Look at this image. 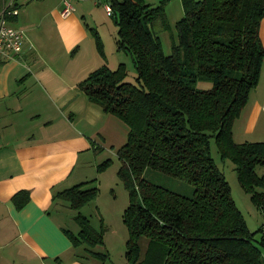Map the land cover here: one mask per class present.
Segmentation results:
<instances>
[{
  "label": "trees",
  "instance_id": "trees-1",
  "mask_svg": "<svg viewBox=\"0 0 264 264\" xmlns=\"http://www.w3.org/2000/svg\"><path fill=\"white\" fill-rule=\"evenodd\" d=\"M107 1L117 27L116 49L129 54L135 82L125 80L126 67L119 62L115 68L102 63L76 85L128 128L117 148V174L128 197L122 211L126 264H264L263 227L248 229L209 143L213 137L219 157L233 162L238 183L264 219V175L256 172L264 164V141L232 138V123L258 81L264 56L259 37L264 0H180L182 14L174 23L176 35L170 34L169 53L159 37L170 29L167 0ZM90 31L103 55L97 32ZM198 79L211 86L196 87ZM147 168L186 180L192 194L146 179ZM92 181L63 188L52 200L78 210L97 194L96 184L85 186ZM28 199L25 189L11 196L16 207ZM73 218L77 231L64 233L74 248L82 246L75 257L104 258V252L92 249L102 244L101 229L80 211Z\"/></svg>",
  "mask_w": 264,
  "mask_h": 264
},
{
  "label": "crops",
  "instance_id": "crops-1",
  "mask_svg": "<svg viewBox=\"0 0 264 264\" xmlns=\"http://www.w3.org/2000/svg\"><path fill=\"white\" fill-rule=\"evenodd\" d=\"M15 2L18 13L9 22L31 23L22 51L11 59L0 58V264H88L75 257L77 248L64 233L71 230L61 213L64 201L52 196L84 181L80 168L97 140L103 143L110 137L113 146L125 140L119 118L104 112L76 85L105 62L104 43L114 36L104 37L103 31L108 27L113 33L117 27L111 20L99 19L101 13L87 0H70L74 9L66 15L60 13L62 0H53L47 9L56 18L53 36L34 34L31 12L25 16L23 11L21 19L20 4ZM164 7L169 22L182 14L180 0H167ZM86 14L92 23L86 21ZM36 24L40 26V20ZM91 29L101 40L103 55L95 47ZM259 37L264 47V16ZM82 42L86 47L90 43L88 51ZM115 62L107 64L114 68ZM232 138L264 141V56L258 81L232 123ZM256 172L264 175V164ZM22 189L29 199L16 207L11 196Z\"/></svg>",
  "mask_w": 264,
  "mask_h": 264
},
{
  "label": "rangeland",
  "instance_id": "rangeland-1",
  "mask_svg": "<svg viewBox=\"0 0 264 264\" xmlns=\"http://www.w3.org/2000/svg\"><path fill=\"white\" fill-rule=\"evenodd\" d=\"M53 0H18L19 2V12L20 18L22 19L21 15L24 11L25 16L27 13H29V19L30 21H35L34 24V34L36 32H39V34H50L52 35L54 33L52 23L56 24V21L54 19L55 16L52 15V12L47 13V9L50 7ZM94 1H97L98 4L93 3ZM146 1V0H145ZM158 0H147L146 2L155 3ZM87 4H92V6L96 7L97 10L101 13V15H98L99 19H103L107 23L113 22L111 13L108 14L104 10L103 6V0H87ZM86 21L92 20L89 16V14H86L85 16ZM178 19V18H177ZM40 20V26H37L36 21ZM28 21V20H27ZM31 23V22H30ZM27 22H24V20H19V25H14L15 27H18L22 30V33L25 37L29 34L28 27L30 25ZM106 23V24H107ZM175 22H169L170 29L162 30L159 33L160 41L162 44L163 51L165 53L170 52V34L176 35ZM115 24V23H114ZM112 34L114 36L112 41L106 40L105 44V50L106 55L105 56V62L107 64V61H116L114 64V68L118 65L119 62H124L126 67V76L125 80L129 82H135V76H136V69L134 67V64L129 57L128 54L117 52L118 49L116 48V42L115 37L117 32L111 33L108 30V27H106L103 31L104 37H110L112 38ZM53 36V35H52ZM51 36V37H52ZM29 37V35H28ZM26 41H24L25 43ZM23 43V44H24ZM83 46L88 51L90 48L86 47L85 42H82ZM122 54L123 58H118L119 55ZM107 60V61H106ZM123 60V61H122ZM108 65V64H107ZM195 86L198 88H208L211 86V81L206 79H198L195 83ZM118 118V117H116ZM120 124L122 128L124 129V136L122 138L126 139L127 135V125L121 120ZM120 140V141H122ZM125 141V140H124ZM115 142L111 140L110 137H107L105 141L102 143V141H96L94 144L93 153L88 158V161H86L83 166L80 168L81 173L83 174V179L86 180H92V182H88L85 184V186H90L93 184L97 185V194L95 198L89 200L87 203L82 205L78 210L70 208L66 202L65 206L63 207V213L64 223L67 227H69L71 230H77L78 225L75 222L73 216L74 213L77 211H80L81 213L88 216L91 224L96 229H101V237H102V244H95L92 249L95 251H102L105 253L104 258H99L97 256L89 255V257L86 258L88 261V264H126V258H125V241L128 236L127 228L122 220V211L124 207L127 205L128 197H127V190L124 187L121 179L119 178L117 174V169L120 165V160L117 157V148L121 145L119 142L118 144H115ZM210 143V153L216 162L217 166L221 169L223 172L226 180L228 181L230 185V193L232 198L234 199L237 207L242 212L244 219L246 221L248 229L250 231L258 230V227H263V233H264V219L262 216V213L260 210L250 201L249 194L246 193L238 183L236 179V174L234 170V164L233 162L228 159L224 158L221 159L219 157V153L217 151V148L214 143L213 137L209 138ZM104 161H107V164L101 169L98 170L97 166ZM143 175L146 179L160 184L166 188H169L171 190L177 191L184 195H191L193 191V185L189 182H187L184 179H181L177 176L155 170L152 168H147L144 170ZM261 230L255 233V237L258 239L260 237ZM139 242L141 248L145 244V237L140 236ZM82 246L77 248V252H80ZM262 256L264 258V250H262Z\"/></svg>",
  "mask_w": 264,
  "mask_h": 264
},
{
  "label": "built area",
  "instance_id": "built-area-1",
  "mask_svg": "<svg viewBox=\"0 0 264 264\" xmlns=\"http://www.w3.org/2000/svg\"><path fill=\"white\" fill-rule=\"evenodd\" d=\"M97 2V1H95ZM63 7L60 11L62 15L68 14L74 9L70 0H62ZM106 13H111V5L107 0H103ZM18 13L15 0H2L0 2V58L11 59L22 51L25 36L22 30L9 22V18Z\"/></svg>",
  "mask_w": 264,
  "mask_h": 264
}]
</instances>
